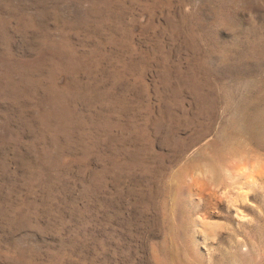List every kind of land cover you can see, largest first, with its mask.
Here are the masks:
<instances>
[{
	"label": "rangeland",
	"instance_id": "obj_1",
	"mask_svg": "<svg viewBox=\"0 0 264 264\" xmlns=\"http://www.w3.org/2000/svg\"><path fill=\"white\" fill-rule=\"evenodd\" d=\"M0 264H264V0H0Z\"/></svg>",
	"mask_w": 264,
	"mask_h": 264
}]
</instances>
